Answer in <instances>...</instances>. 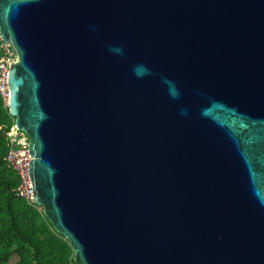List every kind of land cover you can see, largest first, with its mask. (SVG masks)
Returning <instances> with one entry per match:
<instances>
[{"label":"water","instance_id":"water-1","mask_svg":"<svg viewBox=\"0 0 264 264\" xmlns=\"http://www.w3.org/2000/svg\"><path fill=\"white\" fill-rule=\"evenodd\" d=\"M0 38L77 264H264V0H0Z\"/></svg>","mask_w":264,"mask_h":264},{"label":"trees","instance_id":"trees-1","mask_svg":"<svg viewBox=\"0 0 264 264\" xmlns=\"http://www.w3.org/2000/svg\"><path fill=\"white\" fill-rule=\"evenodd\" d=\"M14 123L0 96V264H77L69 241L38 206L17 194L19 176L9 167L8 131Z\"/></svg>","mask_w":264,"mask_h":264},{"label":"built area","instance_id":"built-area-1","mask_svg":"<svg viewBox=\"0 0 264 264\" xmlns=\"http://www.w3.org/2000/svg\"><path fill=\"white\" fill-rule=\"evenodd\" d=\"M18 60L16 52L9 42L0 38V96L3 105L9 108L10 89L9 72L13 64ZM9 150L5 156V161L9 167L15 169L19 176L17 194L26 199L30 204L41 206L35 202V186L30 172L31 153L29 149L30 138L26 132L20 130L15 121L8 131Z\"/></svg>","mask_w":264,"mask_h":264},{"label":"rangeland","instance_id":"rangeland-1","mask_svg":"<svg viewBox=\"0 0 264 264\" xmlns=\"http://www.w3.org/2000/svg\"><path fill=\"white\" fill-rule=\"evenodd\" d=\"M17 257L16 256H14L11 260H10V262L8 263V264H15L16 263V261H17Z\"/></svg>","mask_w":264,"mask_h":264}]
</instances>
